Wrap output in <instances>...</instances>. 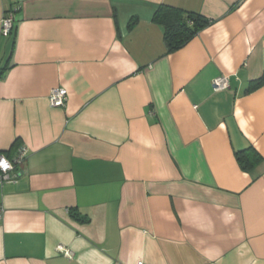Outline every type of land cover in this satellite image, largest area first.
Listing matches in <instances>:
<instances>
[{
    "label": "crops",
    "instance_id": "0c3cea01",
    "mask_svg": "<svg viewBox=\"0 0 264 264\" xmlns=\"http://www.w3.org/2000/svg\"><path fill=\"white\" fill-rule=\"evenodd\" d=\"M0 75V264H264V0H0Z\"/></svg>",
    "mask_w": 264,
    "mask_h": 264
},
{
    "label": "built area",
    "instance_id": "2783aa9c",
    "mask_svg": "<svg viewBox=\"0 0 264 264\" xmlns=\"http://www.w3.org/2000/svg\"><path fill=\"white\" fill-rule=\"evenodd\" d=\"M15 11L16 8L9 10L5 13V16L1 23V35L8 37L12 35L15 25ZM230 78L227 76H220L213 80V88L215 91H221L229 87ZM68 98V92L64 88L52 89L49 95L50 105L55 108L64 107ZM27 157V149L20 146L15 155L9 159L4 154L0 153V183L4 182H16L23 176L22 166L25 163ZM3 209L0 208V218H2ZM59 251L63 253L69 259L73 258L71 251L65 249L63 246L58 247ZM143 264V263H138Z\"/></svg>",
    "mask_w": 264,
    "mask_h": 264
},
{
    "label": "trees",
    "instance_id": "16d2710c",
    "mask_svg": "<svg viewBox=\"0 0 264 264\" xmlns=\"http://www.w3.org/2000/svg\"><path fill=\"white\" fill-rule=\"evenodd\" d=\"M154 20L165 28V41L169 51H175L182 48L203 28L210 24V22L201 15L184 13V11L166 5L160 6L155 14ZM1 76L2 75H0V77ZM17 144H19V141H17L16 145ZM240 154L241 152L238 157L239 162L243 167L248 168L249 163L243 161V157H240ZM73 214L74 217L80 218L81 221L85 220L77 213L74 212Z\"/></svg>",
    "mask_w": 264,
    "mask_h": 264
}]
</instances>
